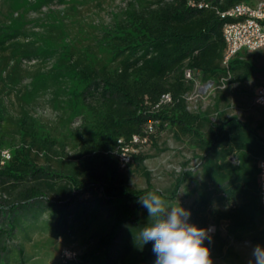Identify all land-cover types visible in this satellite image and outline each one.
I'll list each match as a JSON object with an SVG mask.
<instances>
[{"label":"trees","instance_id":"1","mask_svg":"<svg viewBox=\"0 0 264 264\" xmlns=\"http://www.w3.org/2000/svg\"><path fill=\"white\" fill-rule=\"evenodd\" d=\"M203 1L206 6L197 7L191 6L189 0H158L150 8L127 11L123 20L102 30L100 42L111 55V60L117 61L112 69L91 65L80 68L77 63L70 64L71 68H77L86 81L85 86L75 92V97L92 102L89 120L94 132L89 144L82 145L79 150L77 162L72 163L75 166L73 169L66 168V162L60 157L55 165L36 162L39 154L50 161L49 153L54 151V142L47 137H38L36 129L32 127L31 117L23 112L21 121L25 125L20 126V141L11 150L8 149L10 157L2 163L0 156V182L24 183L16 199L21 200L25 208H33L38 204V199L44 198L48 215L43 217L34 212L29 217L22 216L19 223L9 225L10 231L7 233L17 229L20 221V230L24 231L27 227V224L24 226L25 222L30 221H33L36 229L38 226L34 221L38 218L48 221V226L41 228L43 232L49 229L52 233L56 232L58 224L61 226L62 223L65 227V211L77 193L88 191L92 199L91 207L89 201L76 206L71 212V220L66 222V233L61 230L58 232L59 238L64 237L65 240L77 231L83 237L94 223L95 229L91 236L97 249H85L79 255L81 260L71 263H100L105 250L113 244L123 228L136 218V212L144 208L138 203L139 196L152 191L149 185L137 189L126 182L122 170L134 161H142L144 156L140 155L137 145H134L135 150L128 151L129 160L123 164L119 158L121 148L131 145L133 135L147 134L150 141L154 129L161 130L164 127L189 136L204 151L201 160L206 167V174L214 181L223 179L227 172L230 185L218 194L221 207L232 211L236 209L238 200L240 203L237 211L242 216H257L260 158L253 163L252 157L259 152L264 153V137L236 115L212 123L210 131L204 133L203 126L210 122L207 113L188 110L184 96L193 84L192 78L186 77V70L198 72L206 80L228 73L240 79L253 76V61L242 58L246 57L244 54L232 58L227 66L221 61L224 41L223 19L219 11L235 2L249 0ZM20 34L23 33L17 31L6 34V39H0V45L7 40L12 41L0 49L9 50L13 57L34 56L37 42L29 39L20 42L15 39ZM165 94H169L170 99L161 102ZM148 123L152 126L149 132L145 131ZM231 127L241 130L244 135L228 131L227 128ZM2 143L0 139V149L3 148ZM230 143L239 149L236 165L225 161L230 152L226 147ZM219 156L217 161L215 158ZM222 167L232 168L224 171ZM188 176L189 171H181L169 195L162 197L166 201L174 199ZM46 192L55 193L60 201L46 198ZM200 198L205 199L202 195H199ZM230 203L234 204L233 208H227ZM14 204L11 202L5 208L14 211ZM2 208L0 205V212ZM139 224L142 226L146 223L140 221ZM235 225L239 226L240 222L236 221ZM139 229L126 237L124 246L127 255L115 264H155L152 243L142 245L136 238ZM131 237L134 239L128 242Z\"/></svg>","mask_w":264,"mask_h":264},{"label":"rangeland","instance_id":"2","mask_svg":"<svg viewBox=\"0 0 264 264\" xmlns=\"http://www.w3.org/2000/svg\"><path fill=\"white\" fill-rule=\"evenodd\" d=\"M157 1L0 0V39H6V34L20 31L23 34L15 38L18 41L29 39L37 42L34 56L30 58L21 55L13 57L9 50L0 49L2 147L11 150L20 141L19 130L22 129L20 126L25 125L21 121L25 111L27 117H31L32 127L36 129L38 137H47L54 142V151L49 153L50 161L39 154L36 162L55 165L60 157L66 162V168L75 167L72 163L77 162L79 150L82 145L89 144L94 132L89 120L92 102L75 97V92L84 87L86 81L77 68H71L70 64L77 63L80 68L91 65L112 69L117 61L111 60V55L100 42L102 30L123 20L127 11L150 8ZM11 41L7 40L0 47ZM242 54L246 55L242 58L253 61L255 72L250 78H233V74L228 73L206 80L198 72H190L193 84L184 94L186 107L192 112L207 113L210 122L203 126L204 133L210 131L212 123L236 115L264 137V109L253 103L255 89L259 85L255 76L264 72V48ZM208 82L212 83L211 88L206 87ZM227 130L244 135L235 127ZM151 135L150 141L138 148L140 155L144 156L143 160L134 161L122 170L126 182L137 189L149 185L152 191L165 196L172 190L176 176L183 170L189 171L177 196L166 202L174 204L178 200L182 207L191 212L190 222L199 227L206 228L210 224L215 226L211 241H205L210 248L213 264H247L248 245H264V208L258 204L257 216L251 217L242 216L237 211L240 203L238 200L236 209L232 211L221 207L218 194L230 185L227 172L220 181H214L207 175L201 160L204 151L189 136L180 135L169 127L161 130L155 128ZM226 149L230 152L225 161L236 165L239 149L234 143H230ZM261 157H264V153L259 152L252 157V162L256 163ZM218 158L220 156L215 159L219 161ZM231 168L222 167V170ZM23 187L22 182H0V205L3 206L0 212V264H72L71 261L81 260L79 255L85 249H97L91 236L95 229L94 223L83 237L77 231L65 240L64 237L59 238L58 232L61 230L66 233V222L71 220V212L76 206L89 201L91 207L92 199L88 191L77 193L65 211V227L62 223L61 226L58 224L56 232L52 233L50 229L43 232L41 228L45 229L48 221L38 218L34 221L38 226L36 229L33 221H30L25 222L24 226L27 224V227L22 231L20 221L18 230L7 233L10 231L9 225L19 223L22 216L29 217L34 212L43 217L48 215L44 198L38 199V204L33 208H25L21 200L16 199ZM45 194L46 198L60 201L55 193ZM199 195L205 199H199ZM199 200L202 203H197ZM11 202L15 203L14 211L5 208ZM146 213L145 208L136 212V218L123 228L98 264L122 261V257L127 255L124 246L126 237L141 227L140 221L147 223ZM236 221L240 222L239 226L235 225ZM82 238L87 240L83 241ZM133 239L131 237L128 242Z\"/></svg>","mask_w":264,"mask_h":264},{"label":"clouds","instance_id":"3","mask_svg":"<svg viewBox=\"0 0 264 264\" xmlns=\"http://www.w3.org/2000/svg\"><path fill=\"white\" fill-rule=\"evenodd\" d=\"M147 210V223L140 227L142 245L152 243L155 264H213L210 248L212 227L202 228L190 222L191 212L179 201L168 203L156 191L139 196ZM247 264H264V245H248Z\"/></svg>","mask_w":264,"mask_h":264},{"label":"built area","instance_id":"4","mask_svg":"<svg viewBox=\"0 0 264 264\" xmlns=\"http://www.w3.org/2000/svg\"><path fill=\"white\" fill-rule=\"evenodd\" d=\"M191 6L203 7L206 3L203 0H189ZM220 17L222 23V37L224 41V49L222 52V64L227 66L229 61L244 51H254L264 47V0H249L235 2L221 11ZM185 75L190 77V71L186 70ZM206 87H212V83L208 82ZM170 99L169 94L163 95L161 102ZM253 103L264 108V82L259 84L255 90ZM151 123L146 125L145 131H151ZM148 141L147 134L133 135L131 145L122 147L119 154L121 162L124 164L129 160L128 151H134V145L137 149L141 144ZM1 163L10 157L8 149H0ZM257 198L259 204L264 207V158L258 160V180H257ZM234 204L230 203L227 208H233ZM215 231L214 225H208ZM207 227V228H208Z\"/></svg>","mask_w":264,"mask_h":264},{"label":"crops","instance_id":"5","mask_svg":"<svg viewBox=\"0 0 264 264\" xmlns=\"http://www.w3.org/2000/svg\"><path fill=\"white\" fill-rule=\"evenodd\" d=\"M262 48H264V47H262ZM254 51H256V50H254ZM244 52H251V51H244ZM244 52H241L240 53V55L242 54V53H244ZM253 59H255V57H252ZM256 78H257V80H256ZM255 80L259 83V84H261L262 82H264V72H262V73H259V75L257 74V76H255ZM262 109H264V108H262ZM204 170L205 171H207L206 170V167L204 166ZM259 206H261V205H259ZM262 207V206H261ZM262 208H264V207H262Z\"/></svg>","mask_w":264,"mask_h":264}]
</instances>
